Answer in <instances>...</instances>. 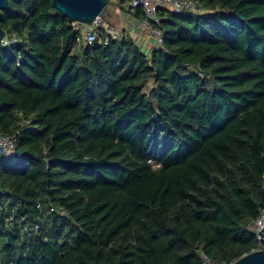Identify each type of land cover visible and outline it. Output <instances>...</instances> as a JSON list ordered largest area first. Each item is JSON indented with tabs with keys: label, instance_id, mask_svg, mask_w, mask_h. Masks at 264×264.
<instances>
[{
	"label": "trees",
	"instance_id": "16d2710c",
	"mask_svg": "<svg viewBox=\"0 0 264 264\" xmlns=\"http://www.w3.org/2000/svg\"><path fill=\"white\" fill-rule=\"evenodd\" d=\"M196 1L158 10L163 47L148 54L126 32L76 52L80 31L52 0H9L0 135L20 155L0 158V264H231L264 250L251 229L264 0Z\"/></svg>",
	"mask_w": 264,
	"mask_h": 264
},
{
	"label": "built area",
	"instance_id": "2783aa9c",
	"mask_svg": "<svg viewBox=\"0 0 264 264\" xmlns=\"http://www.w3.org/2000/svg\"><path fill=\"white\" fill-rule=\"evenodd\" d=\"M141 5L145 18L142 20H136L131 27L132 32L146 31L155 37L156 42L153 48L163 47V34L161 28L155 24L159 21L157 12L159 9H166L175 13H183L186 11H196L197 1L196 0H130L127 4V8L130 13H133L135 9ZM104 18L98 17L91 25H85L81 23H74L76 29L80 31L76 38V52H82L86 48L96 41L100 43L108 44L112 39H118L120 37L119 32L111 24L104 22ZM142 29V30H139ZM148 36V35H147ZM3 46L14 45L17 43L16 38H9L5 36L2 40ZM75 49V48H74ZM20 155L16 150V138L15 136L0 135V158L2 156H13ZM6 191L0 188V194H5ZM38 207H41L40 203ZM53 210V208H52ZM264 226V211H262L259 217L256 219L251 229L255 231L257 240L260 245L264 243V239L259 231ZM35 228H38L36 225ZM206 264H212L209 260ZM224 264V263H223ZM232 264V263H231Z\"/></svg>",
	"mask_w": 264,
	"mask_h": 264
},
{
	"label": "water",
	"instance_id": "95a60500",
	"mask_svg": "<svg viewBox=\"0 0 264 264\" xmlns=\"http://www.w3.org/2000/svg\"><path fill=\"white\" fill-rule=\"evenodd\" d=\"M140 1V0H136ZM9 0H0V19L2 13L9 7ZM53 8L73 23L91 25L98 17L105 18L107 13L106 0H52ZM6 36L5 30L0 26V41ZM44 166L47 161L43 155L36 156ZM264 239V226L259 231ZM232 264H264V250L259 249L243 255Z\"/></svg>",
	"mask_w": 264,
	"mask_h": 264
},
{
	"label": "rangeland",
	"instance_id": "374dc122",
	"mask_svg": "<svg viewBox=\"0 0 264 264\" xmlns=\"http://www.w3.org/2000/svg\"><path fill=\"white\" fill-rule=\"evenodd\" d=\"M128 2L130 0H127ZM127 6V5H126ZM104 22L107 24H111L115 27V29L119 32L120 37L123 33L130 34L134 40L137 43H142V40L140 39V35H148V37L152 40L151 49H146V52L149 54L151 53V50L155 46V37L147 34L146 31H138V32H132L131 27L132 24L136 21L130 13H128L126 10L122 9L120 6V0H112L110 4H108L106 17L104 18ZM142 30V29H139ZM142 45H144L142 43Z\"/></svg>",
	"mask_w": 264,
	"mask_h": 264
},
{
	"label": "crops",
	"instance_id": "0c3cea01",
	"mask_svg": "<svg viewBox=\"0 0 264 264\" xmlns=\"http://www.w3.org/2000/svg\"><path fill=\"white\" fill-rule=\"evenodd\" d=\"M140 39L142 40V43L144 45H142V43H138L139 45H142L143 48H146V49H151V45H152V40L146 36V35H140Z\"/></svg>",
	"mask_w": 264,
	"mask_h": 264
}]
</instances>
